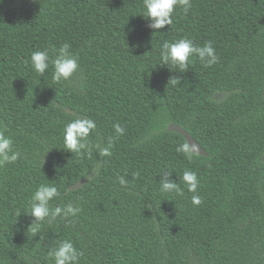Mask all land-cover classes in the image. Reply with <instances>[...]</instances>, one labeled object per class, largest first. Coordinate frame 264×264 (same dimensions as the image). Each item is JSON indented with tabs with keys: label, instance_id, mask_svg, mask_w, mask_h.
Masks as SVG:
<instances>
[{
	"label": "trees",
	"instance_id": "16d2710c",
	"mask_svg": "<svg viewBox=\"0 0 264 264\" xmlns=\"http://www.w3.org/2000/svg\"><path fill=\"white\" fill-rule=\"evenodd\" d=\"M145 11L143 0H0V125L21 154L0 167V264H54L48 253L63 240L83 253L79 264H264V0H191L156 32ZM180 38L211 42L218 62L161 65L163 44ZM65 43L77 72L55 83L50 65L39 77L31 53L54 58ZM77 117L97 125L83 155L63 145ZM171 124L207 155L178 153L187 142ZM109 138L102 157L96 145ZM186 170L199 206L179 179ZM165 171L183 195L160 191ZM41 184L60 193L51 208L80 212L33 232Z\"/></svg>",
	"mask_w": 264,
	"mask_h": 264
},
{
	"label": "clouds",
	"instance_id": "9594fccd",
	"mask_svg": "<svg viewBox=\"0 0 264 264\" xmlns=\"http://www.w3.org/2000/svg\"><path fill=\"white\" fill-rule=\"evenodd\" d=\"M143 7L146 10L143 17L148 20V27L154 32L170 26L172 24V15L177 7H182L186 14L191 8V0H143ZM70 45L65 43L60 48H53L54 58H50L48 49L37 50L30 55V64L32 70L39 75L44 76L45 72L52 66V80L55 83L70 81L79 67V56L73 55L70 51ZM196 56L204 67H211L218 62L215 49L211 42L203 46L196 45L191 39L180 38L175 42H165L160 53L161 65H166L170 69L179 68L181 73L188 69L191 63V57ZM172 83H177L178 78H171ZM97 128L96 123L91 119L74 118L67 123L63 130L64 149L75 155H83L85 152H91L89 142L90 133ZM117 136L124 134V128L118 123L113 125ZM6 129L0 125V167L6 164L14 163L20 158V152L13 150L14 141L10 136L5 135ZM114 143L113 138H109L107 146L96 145L98 154L102 157L112 155L111 148ZM178 153H182L186 159L191 161L194 157V149L188 143L178 145ZM172 173L165 171L160 179V191L164 193L175 192L183 195V190L179 184L173 180ZM179 179L186 185L187 190L193 193L191 202L193 206H199L202 203L201 197L196 194L198 191L199 180L195 172L184 171ZM120 185H126L127 181L121 176L118 177ZM60 195L57 187L53 184H41L30 198V211L27 215L33 217L31 223L32 231L36 232L38 226L46 219L56 220L57 217H74L80 212L79 207H73L71 203L64 207H50V202ZM49 258L54 264H79L82 252L78 251L72 241L63 240L57 247L51 249L48 253Z\"/></svg>",
	"mask_w": 264,
	"mask_h": 264
},
{
	"label": "water",
	"instance_id": "95a60500",
	"mask_svg": "<svg viewBox=\"0 0 264 264\" xmlns=\"http://www.w3.org/2000/svg\"><path fill=\"white\" fill-rule=\"evenodd\" d=\"M167 131L169 132H175V133H178L180 134L181 136H183V138L186 140V142L193 147L194 149V153L195 154H199V155H202V156H206L207 154L201 149V147L195 142V140L187 133L185 132L183 129H181L179 126H176V125H169L168 128H167ZM263 159H264V156H263ZM89 179H84L72 186H70L67 191L70 192V191H74V190H77V189H80L85 183L88 182Z\"/></svg>",
	"mask_w": 264,
	"mask_h": 264
}]
</instances>
